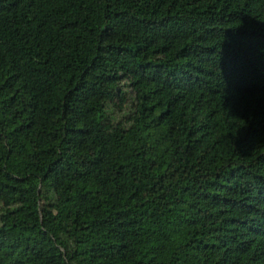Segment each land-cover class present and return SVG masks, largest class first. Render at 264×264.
Listing matches in <instances>:
<instances>
[{
	"label": "trees",
	"instance_id": "16d2710c",
	"mask_svg": "<svg viewBox=\"0 0 264 264\" xmlns=\"http://www.w3.org/2000/svg\"><path fill=\"white\" fill-rule=\"evenodd\" d=\"M0 264H264V0H0Z\"/></svg>",
	"mask_w": 264,
	"mask_h": 264
}]
</instances>
